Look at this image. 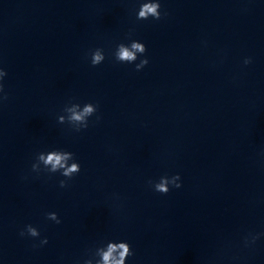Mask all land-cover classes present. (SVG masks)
I'll use <instances>...</instances> for the list:
<instances>
[{
	"label": "clouds",
	"instance_id": "obj_1",
	"mask_svg": "<svg viewBox=\"0 0 264 264\" xmlns=\"http://www.w3.org/2000/svg\"><path fill=\"white\" fill-rule=\"evenodd\" d=\"M161 5L159 0H145L140 6V10L137 15L138 20H148L149 17L154 20L161 19ZM147 51L146 46L141 42L133 41L131 48L126 47L123 43L117 46L115 59L120 63H134L138 58L136 53L143 55ZM105 60V55L101 50L97 49L92 52L91 64L93 66L101 64ZM245 65L251 64L252 59L247 57L244 59ZM148 64V59L140 60V63L136 64V70L139 71ZM7 75L6 71L0 68V103H3L8 99L7 93L4 91L2 80ZM97 112V106L88 103L85 105L82 112L72 111L70 119L72 121L82 124L81 128H76L75 131L86 129L88 127L87 117L92 116ZM99 119V117H97ZM63 117L59 118V122H63ZM74 158V153L64 150H53L47 153L40 152L37 155L39 161H42L49 173L59 172L66 179L60 180L59 186L61 188L68 187V181L72 177L81 171L80 164L73 162L69 165L68 161ZM50 165V167H48ZM32 171L39 173L37 163L32 164ZM180 175L175 174L172 176L164 175L159 178L158 182L148 181L149 185L153 187L154 191L167 194L170 188H180ZM48 220L54 221L56 224H60L61 220L55 212L46 213ZM20 236H29L32 238H39L41 236L40 231L28 224L20 231ZM261 233L249 232L244 237V246L250 247L256 243L260 238ZM48 243L47 237H43L39 241V245H33L34 247L43 246ZM134 252L131 245L126 241H108L106 245L96 247L94 251L90 250V258L84 261V264H126L128 257L133 256Z\"/></svg>",
	"mask_w": 264,
	"mask_h": 264
}]
</instances>
